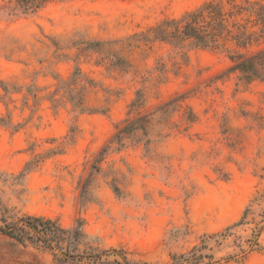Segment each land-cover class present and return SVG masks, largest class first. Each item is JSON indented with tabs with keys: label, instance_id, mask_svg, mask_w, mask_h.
I'll return each mask as SVG.
<instances>
[{
	"label": "rangeland",
	"instance_id": "1",
	"mask_svg": "<svg viewBox=\"0 0 264 264\" xmlns=\"http://www.w3.org/2000/svg\"><path fill=\"white\" fill-rule=\"evenodd\" d=\"M204 1L0 0V218L82 233L30 230L25 244L0 233V264H165L247 208L209 246L221 264H264V82L239 80L225 50L149 31ZM140 115L146 133L94 163Z\"/></svg>",
	"mask_w": 264,
	"mask_h": 264
},
{
	"label": "trees",
	"instance_id": "2",
	"mask_svg": "<svg viewBox=\"0 0 264 264\" xmlns=\"http://www.w3.org/2000/svg\"><path fill=\"white\" fill-rule=\"evenodd\" d=\"M149 31L154 40L164 41L173 46H183L185 42H188L189 46L195 48L225 50L232 63L229 71L237 73L239 80L245 83L256 80L264 82V3L261 1L207 0L196 8L186 11L179 18L163 19ZM253 47L255 50L250 54L239 50H249ZM61 83L66 86L67 92H69L67 97L73 106L79 108L80 112L91 111L83 105L82 99L78 102L70 99L74 95V90L69 81L61 80ZM0 86L7 92V85L0 81ZM141 94V92H137L136 99L131 102V106L143 104L144 100ZM176 100L177 98L167 101L159 107V110L166 109ZM148 118V115H140L126 122L99 151L94 163L102 161L105 153L112 147L116 146V149H120L124 145L126 135L138 130L145 134V121H148ZM111 189L116 195L122 193L116 184H112ZM247 210L248 208L243 211L242 219L237 223L229 225L219 232L204 236L188 250L171 255L170 260L165 264H221V258H215L209 243L210 241L219 243L230 236L232 226L242 222ZM0 222L2 223L0 233L21 244H25L27 240L33 238L29 233L30 230L34 231L37 238L43 241H46L44 236L54 237L57 234L68 233L70 242L75 243L82 235L79 224L72 229H64L49 218L35 215H24L17 222H9L5 217H1ZM254 244H256V239L249 240L247 247L238 245V248L244 252L246 248H252ZM121 258V261L113 260L111 264H148L147 262L131 263L125 256H121ZM230 259L231 257H226L224 261Z\"/></svg>",
	"mask_w": 264,
	"mask_h": 264
}]
</instances>
